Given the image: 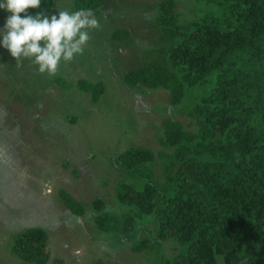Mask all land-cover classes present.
I'll return each mask as SVG.
<instances>
[{
  "label": "trees",
  "instance_id": "1",
  "mask_svg": "<svg viewBox=\"0 0 264 264\" xmlns=\"http://www.w3.org/2000/svg\"><path fill=\"white\" fill-rule=\"evenodd\" d=\"M196 2L199 13L184 21L175 0L157 2L154 21L163 44L152 61L122 79L128 87L167 89L171 104H185L195 129L165 120L158 138L163 149L130 147L114 158L115 198L127 211L109 214L96 198L94 223L105 232L130 233L137 220L152 215L156 239H173L180 248L160 264H264V0ZM53 3L41 0L28 14L48 15ZM104 3L75 0L73 11L91 9L97 16ZM123 35L114 30L111 37ZM77 87L92 103L103 92L99 81L78 79ZM155 161L160 179L150 168ZM58 197L84 215V203L68 191L58 189ZM48 241L45 229L28 226L13 236L11 250L23 261L46 264ZM151 242L143 237L132 250Z\"/></svg>",
  "mask_w": 264,
  "mask_h": 264
},
{
  "label": "rangeland",
  "instance_id": "2",
  "mask_svg": "<svg viewBox=\"0 0 264 264\" xmlns=\"http://www.w3.org/2000/svg\"><path fill=\"white\" fill-rule=\"evenodd\" d=\"M74 1L54 0L48 15L72 12ZM159 1L105 0L95 16L100 28L90 32L84 53L62 62L55 76L38 73L27 60L18 66L0 45V264H33L11 250L13 236L28 226L48 234L46 264H160L180 249L173 239H156L152 215L137 220L130 233L112 225L105 232L94 223L96 198L109 214L127 211L115 198L120 176L114 158L130 147L163 149L158 138L165 120L195 129L185 104H171L167 89L122 81L126 71L152 61L163 44L154 21ZM175 3L182 21L202 6L196 0ZM8 15L0 9V29ZM114 30L127 35L111 37ZM78 79L103 84L96 103L77 87ZM150 168L160 179V163ZM60 188L84 203V215L63 205ZM143 237L152 239L150 248L133 251Z\"/></svg>",
  "mask_w": 264,
  "mask_h": 264
},
{
  "label": "clouds",
  "instance_id": "3",
  "mask_svg": "<svg viewBox=\"0 0 264 264\" xmlns=\"http://www.w3.org/2000/svg\"><path fill=\"white\" fill-rule=\"evenodd\" d=\"M40 5L41 0H0V9L10 13L0 29V45L18 66L27 60L38 73L55 76L62 62L84 53L90 32L99 29L100 23L91 9L58 11L50 16L43 11L28 14V9Z\"/></svg>",
  "mask_w": 264,
  "mask_h": 264
}]
</instances>
